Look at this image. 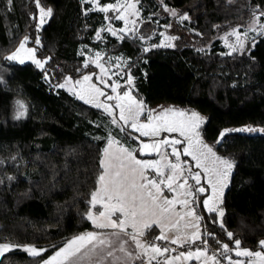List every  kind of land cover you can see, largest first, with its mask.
<instances>
[{
    "label": "trees",
    "instance_id": "trees-1",
    "mask_svg": "<svg viewBox=\"0 0 264 264\" xmlns=\"http://www.w3.org/2000/svg\"><path fill=\"white\" fill-rule=\"evenodd\" d=\"M139 1L147 7L141 11L149 12L145 17L164 8L161 0ZM163 3L176 11L172 15L176 39L161 44L152 35L151 44L144 47L143 37L156 26L149 18L139 21L134 35L119 39L103 29V19L111 10L101 12L89 0H42L53 14L38 30L32 18L37 12L35 0H12L11 4L0 0V238L47 249L40 257H31L17 245L0 257V264H37L66 237L92 227L87 210L107 133L137 149L129 125L121 132L122 123L111 125L101 108L56 85L66 75L77 78L86 72L94 78L96 65L84 62L77 46L97 43V32L106 50L128 57L131 94L147 105L173 102L196 109L203 115L200 136L234 162L221 197L224 215L219 220L216 212L203 208V193H197L194 201L205 238L208 233L215 235L209 244L220 247L222 256L221 244L234 245L227 235L231 232L241 246L260 248L264 131H230L220 143L217 140L233 124L264 125V34L254 33L250 44L235 51L226 50L218 34L235 25L241 28L254 11L259 16L264 0ZM185 14L188 19L182 20ZM167 17L164 13L159 19ZM260 19L264 22V16ZM25 36L29 38L26 45L42 58V67L30 60L21 64L5 59ZM18 110L25 113L19 119ZM189 184L195 186L193 180ZM144 231L146 236L157 232L153 224Z\"/></svg>",
    "mask_w": 264,
    "mask_h": 264
},
{
    "label": "snow or ice",
    "instance_id": "snow-or-ice-1",
    "mask_svg": "<svg viewBox=\"0 0 264 264\" xmlns=\"http://www.w3.org/2000/svg\"><path fill=\"white\" fill-rule=\"evenodd\" d=\"M87 0H82V3ZM231 2V0H229ZM8 4L12 3V0H7ZM95 5L96 0H92ZM139 0H126L121 3V0H117L115 4H106L100 7L98 10L101 12H109V10L116 11L119 14L112 19L123 20L125 27L119 30L107 28V31L112 36H117L119 39H124L127 35H134L136 28L129 29L127 25L132 23L136 24L135 20H130L129 16H139L137 5ZM161 3L165 11L171 12L172 15H176L174 9H169L166 4ZM36 8L39 11V22L37 29L47 23L46 18L51 17L53 14L52 8L45 9L42 6V0H35ZM86 14V13H85ZM260 16H264V12H261L259 16L255 14L253 24L249 28L245 29L243 35L247 38L250 31H259L264 34V24H259ZM36 19L35 16L32 17ZM108 19V17H106ZM182 20L188 19L185 14L181 17ZM257 24L259 27L257 28ZM228 35L236 36V44L228 45L233 51L237 47L243 49L244 41L240 38L239 28L234 29L232 33ZM100 38V33L97 32V39ZM28 37L20 42L19 47L10 55L5 57L8 61H18L23 64L25 58L33 59V62L37 67H42V63L39 60H35L33 56L34 50L26 48L25 45L28 41ZM169 39H176L170 37ZM255 42V38H253ZM39 44V39L36 41ZM147 51V49H145ZM97 67L101 68L103 74H107V70L99 63L100 54L96 53ZM119 59V58H117ZM87 66V63L86 65ZM67 79H71L70 77ZM100 83L105 84L103 76L97 77ZM92 77L83 76V82H88L85 86L82 81L77 80L75 83L81 85V92L77 93L80 99H85V102L91 103L96 101L95 106L97 108H103V110L112 117L111 123L118 125L119 122H123L120 126V131H125V126L130 127L139 132L144 137H156L161 131L167 132H179L181 136H184L187 140V146L184 148L183 154L191 156L196 161V167L203 170V174L207 180V184L212 189V195L204 199V208L210 212L217 211V205L221 203V197L223 195L224 188L227 187L223 183V178L230 175L234 162L218 156L211 147L200 139V128L203 118L198 113L192 111L189 115L185 111L174 110L171 108H165L159 112L156 110H148L147 123L140 122L141 113L145 111L146 105L143 101H137L130 92L125 91L123 95L117 94L116 96H106L105 92L91 83ZM127 83L133 84V78L129 75ZM64 85H60L63 87ZM107 86V85H106ZM119 85L116 84L112 87V92L116 93ZM86 96L89 99H86ZM105 97L106 101L115 99L116 104H108L106 102H100L99 98ZM20 109L23 105L17 101ZM115 109H119V120L115 115ZM24 111L18 110L16 118L19 119L24 115ZM230 131L240 132H254L264 131V129H254L251 127L241 129H225L220 133L217 143H220ZM138 139V138H137ZM180 143L175 139H161L153 143H141L138 149H130L128 147L120 146L113 148L114 144H119L114 137L110 134L108 137V147L104 149V156L101 159V167L103 172L98 178V187L92 193L91 205L95 207L97 204H102L103 211H100L98 215H94L90 210L87 214V219L92 222L95 229H112L110 235H105L103 232L88 231L86 233L77 235L69 239L63 247L59 248L54 255L43 260L42 264H81L85 259L95 257L94 264H101V261L107 257H112L114 253L115 244H119V250L125 253L127 256L132 257L134 254L128 251L125 245L128 241L134 243L136 249L142 250L141 253L135 254L136 259H140L141 255H148V264H152L153 260H156L158 256H162L165 252H168L167 247L161 248L156 243L148 241H142V237L146 235L144 229L150 227L152 224H159L161 227V234L156 237V240L168 241L169 237L165 234L164 229L168 226L176 227L179 221L172 223L173 218L179 216L180 220L185 217L180 216L175 211V205L180 204L182 206H189L195 201L196 193H204L206 189L201 185V173H193L191 169H188V175H185L184 168L180 163H172L168 161L166 164H162V161L167 160V154L161 155L160 161L146 162L138 160L133 154L135 151L141 153L144 152H157L160 153L163 146H170L172 148V155L176 157L177 161L180 160V153L177 151L175 145ZM154 168L157 172V178H149L145 175L146 169ZM164 168H170L172 174L167 176L165 180ZM11 179V178H10ZM159 179V183H157ZM180 179H183V183H177ZM189 180L195 181V186L189 184ZM183 189V195L185 199H162L163 188H168L170 191L175 192L176 189ZM119 213L122 218H114ZM186 216L192 217L197 223L192 225L196 229L191 233L190 238L186 236H176L171 239L172 244L183 245L185 243L194 244L197 240L202 242L203 248H196L195 251L189 250L186 253L181 252L178 256L172 257L165 261V264H172L173 260H180L183 258L187 260H201L203 258V264H208V261H212L213 264H220L215 254L209 256L207 251L209 248V239H215V235L208 233V238H205L199 233L198 222L201 217L196 215L195 208H190L185 213ZM219 215H224L223 210H219ZM222 226V225H221ZM131 227L133 231L129 233L127 229ZM229 241H234L235 255L237 257H247L246 261L235 260L232 261L230 257H227L229 264H264V240L259 242L261 251H251L247 248L241 247V240L235 239L234 234L227 233ZM127 237V240L124 239ZM219 244L220 241L217 240ZM14 242L0 243V257L5 253L11 251L16 247ZM224 252L227 253L231 249L229 244H221ZM23 250L31 257H40L47 249L38 248L36 246L25 245ZM83 250V251H82Z\"/></svg>",
    "mask_w": 264,
    "mask_h": 264
},
{
    "label": "rangeland",
    "instance_id": "rangeland-1",
    "mask_svg": "<svg viewBox=\"0 0 264 264\" xmlns=\"http://www.w3.org/2000/svg\"><path fill=\"white\" fill-rule=\"evenodd\" d=\"M116 2H117V0H102L101 2L99 0H96V4L94 5L92 3V0H89L90 6L96 7L98 9L100 7H103L106 4H115ZM124 2H126V0H121V3H124ZM132 2H135V0H132ZM142 7H145V9H147V7L144 6V4H142L141 1H139L138 5H137V9L139 11V16L137 17V16H131L130 15L129 19L136 21L135 26L137 24H139V21H141V20H143L145 18H149L156 25L152 29L151 33H149L148 35L143 37V46L147 47L149 44H151L150 41H149V38L152 35H156L157 36L158 43H161V44H169V43H171L172 39H169V38L173 37V35H174V32L172 31V27H173V21L172 20L173 19H172L171 12L165 11L164 8H161L159 10L158 14H156L155 16H153V17H151V16L145 17L144 14L148 15L149 12L143 13L141 11ZM45 9H47V8H45ZM169 9H172V8H169ZM164 13H168V15L170 17H167L164 20H160L159 19L160 16L163 15ZM118 14H119L118 12L111 10V14L110 15H105V18L103 19V22H104L103 23V29L105 31H107V28H109V27H111L112 29H115V30H117V29L119 30V29L125 27V23H124L123 20L112 19V17H115ZM255 14L258 16V13H255ZM106 17H108V19H106ZM253 19H254V14L251 15L249 21L244 26H242L241 28L238 27L237 25H235V26H232L230 28H227L225 31H222V32H220L218 34L220 43L223 45V47L226 50L232 49L228 45H235L236 44V36L235 35H228V34L232 33L233 30L237 29V28H239L240 38L244 41V45L246 44L245 46H247V44L251 43L252 40L249 37L252 36L254 33L259 32V31H250L248 33L247 38L244 37L243 32H244L245 29H247L250 26H252ZM38 22H39V11L37 9V12H36V23L38 24ZM259 24H264V22L261 19H259ZM259 24H257V28L259 27ZM135 26L132 23H129L127 25V27L129 29H132ZM107 32L110 33L109 31H107ZM21 41H22V39H20L16 43V45L14 46V48L12 50H10L9 52H7L5 54V57L10 55L12 52H14L19 47ZM25 47L33 49L31 46H28V45H25ZM237 48L240 49L239 47H237ZM77 51L82 53L84 62H86V61L92 62V63H94L96 65V67H97L96 53L100 54L99 63H101L103 65V67L107 70V74L106 75L103 74L101 72V68L97 67L96 70L93 72L94 78H92L91 83L95 84L97 87L101 88L105 92L106 96H116L117 94L122 96L125 91H128V89H127V86H128L127 80H128L129 75L132 77V74L130 73L129 67L126 65V63L128 61V57L125 54H123L120 51L106 50V47L104 46V43H103V39H101V38H99L97 43H95V44H79L77 46ZM33 56H34L35 60H39V61L42 62V58H39L38 56H36L34 52H33ZM117 58H119V59H117ZM25 60H30V61L33 62V59H31V58H25ZM85 75L91 76V73H86L85 72V73H82L77 78H71L70 77L71 78L70 80L67 79V78H69V76L66 75L61 81L57 82L56 85H58V86L64 85L63 88H65L67 91H69V92H71L74 95L79 97V95H77V93L81 92V85H78L75 82L77 80H80L86 86L88 82H83V76H85ZM100 76H103V79L106 82L105 84L100 83V81L97 79V77H100ZM116 84L122 85V87L119 90L117 89L116 93H113L112 92V87L115 86ZM130 95L133 96L137 101H143L138 96H135V95H133L131 93H130ZM86 99H89V97L86 96ZM82 100L85 101V99H82ZM99 100H100V102H106V103L112 104V105L116 104V100L115 99L110 100V101H106L105 97H100ZM95 103H96V101L91 102V104H93V105H95ZM143 103L146 105V108H145V111L143 113H141V116H140V122H142V123H147V120H148L147 112H148V110H153L154 109L157 112H159V111H161V110H163L165 108H171V109H174V110L185 111L189 115L191 114L192 111H195L196 113L199 114L200 117L203 118V115L199 111H197L196 109L190 108V107L188 108L185 105H181V104H177V103H173V102H162V103H155V104H152V105H147L144 101H143ZM101 109L103 110V108H101ZM115 115H116L117 120H119V109H115ZM111 120H112V117L109 116V122H110L111 125H113L111 123ZM121 123L123 124V122L121 121V122H119L118 125H115V126L119 127ZM248 127H251V128H254V129H264V125H258V124H252V123L233 124V125H230L229 128H231V129H241V128H248ZM134 132H135L136 139L138 138L137 142L135 143L137 149L139 148L141 143H153V142H156V141H160L161 139H168V140L175 139L177 141H180V143H177L175 145L177 151L180 153V160L179 161H177L176 157L171 154L172 153V148L170 146H163L161 148L160 153H157V152H154V151L153 152H144V153H141L139 151H137V152L141 154L140 156H144L143 157V159H144L143 161H146V162L160 161L161 160V155L166 153L167 154V160L162 161V164H166L168 161H171L174 164L175 163H180L182 165V167L184 168V170H185V172H184L185 175H188V169H191L193 173L200 172L201 173V185L206 189V191L203 193V195L201 197V203H202V206L204 208L203 201L208 196L212 195V189L207 184V180H206V178H205V176L203 174V170L201 168H197L196 167V161L193 160L191 156H186V155L183 154L184 148L187 146V140L185 139V137L181 136V134L179 132L161 131L159 133V135L156 136V137H144V136H141L139 132H136L135 130H134ZM109 135H110V133L106 134V137H105L106 139L105 140H108ZM112 136L114 137V139L116 141H119V143H122L121 140H119L116 136H114V135H112ZM200 139L203 140V142L205 144H207L209 147H211L213 149V147L208 142H206L201 136H200ZM133 147H134V144L129 146L130 149H133ZM213 151L218 156L226 158V157L221 156L220 154H218L214 149H213ZM142 154H144V155H142ZM227 159H229V158H227ZM229 160H231V159H229ZM100 165H101V161H100ZM166 169H170V168H164V170H166ZM170 171L172 172L171 169H170ZM145 174L149 178H157V172H156V170L154 168L147 169L145 171ZM100 175H101V173H100ZM100 175H98V178H99ZM167 176H168V173L163 178L166 180ZM228 177L229 176H227L226 178H223V183L224 184L227 183ZM178 182L183 183V179H180ZM157 183H159V179H157ZM97 187H98V183L96 182V186L94 187L92 193L97 189ZM92 193H91L90 198H89V204L90 205H89V208L87 210V214L91 210L94 215H98V214H96V212L94 211L93 206L90 203V201L92 199ZM164 194H165V192L163 190L162 191V195H164ZM190 208L191 207L189 206V210H190ZM220 209L223 210V207L221 206V204H218L217 205V211H216V216H217L218 220L220 219V215H219V210ZM93 231L100 232L98 230H93ZM101 232L105 233V230H101ZM83 233H84V231H79V232H76V233H73V234L69 235L68 237H66L64 239V241L62 242V244H61V246L59 248L63 247L64 244L69 239H71L72 237L80 235V234H83ZM261 240H264V238L260 239V241ZM9 242H13V241H10L8 239L0 238V243H9ZM169 244L172 247H174V246L177 247L176 244H172L171 242H169ZM15 245H20L22 248H24L25 245L32 246V245L27 244V243H24V244L15 243ZM241 247L242 248H247V249H249L251 251H261L262 250L261 248L251 249V248L246 247V246H241ZM59 248L55 249L50 254H48L47 256L43 257L40 261L37 262V264H42L43 260H45L48 257L54 255V253L56 251H58ZM230 249L231 250L228 251L227 253L224 252L221 258H219L216 255L217 260L220 261V264H226L227 262L226 261H225L226 263L223 262V259L228 260L227 257H230L232 261H235V260L246 261L248 259L247 257H237L236 255H234L235 252H236L235 245L231 246ZM211 255H213V254H211ZM95 260H96L95 257L94 258H90V259H85L84 261L81 262V264H94ZM105 262H106V259L102 260L101 264H105Z\"/></svg>",
    "mask_w": 264,
    "mask_h": 264
},
{
    "label": "crops",
    "instance_id": "crops-1",
    "mask_svg": "<svg viewBox=\"0 0 264 264\" xmlns=\"http://www.w3.org/2000/svg\"><path fill=\"white\" fill-rule=\"evenodd\" d=\"M121 145L124 146V147H128L129 148V145L125 144L124 142L119 143V144H114L113 148H118ZM108 146H109L108 145V140H105V142L103 143V145L101 147V153H100L99 162L101 161V158L104 156V149L107 148ZM133 154L136 156V158L138 160H142V161L144 160L143 159L144 156L136 155L135 153H133ZM142 155H144V154H142ZM164 171H165V175H167V173H168V175L172 174L170 169H166ZM102 172H103V169L101 167L98 175H100V173H102ZM97 181H98V176H97ZM181 182H177V183L179 184ZM95 186H96V184H95ZM163 190H164L165 194L162 195V199H165V198L169 199V200L174 199V198L175 199H180V200L185 199V196L182 194L183 191H184L183 189H180V188L177 187L175 192L170 191L168 188H163ZM93 208H94V211L96 212V214H99V212L101 210L102 211L104 210L102 204H97ZM188 210H189V206L185 207V206H182L180 204H176L175 205V211L177 213H179L180 216H184L185 218L183 220H180L179 216L174 217L172 223H176L177 221H179L177 226L176 227L168 226V227H166L164 229L165 234L169 237L168 241L156 240V237H158L161 234V227H160L159 224H153L156 227V230H157V232L155 234H153L151 236H146L145 235L144 237L141 238L142 241H144V242L151 241V242L156 243L161 248L167 247L169 249L168 252H165L162 256H158L156 260H153L152 264H165L166 260H169L172 257L178 256L181 252L186 253L189 250H192V251L196 250L195 248L192 249V247L190 248V247H188V246H186L184 244L183 245L176 244L177 245L176 248L172 247L169 244V242H171V239L176 237V236H178V235L179 236H186V237L190 238L191 233L193 231H196V229L194 227H192V225H195L197 222L192 217H188V216L185 215V213ZM195 212H196V215L199 216L198 211H195ZM114 218L118 219V218H122V216L119 213H117L114 216ZM91 224H92V222H91ZM200 225L201 224H200V221H199L198 222V227H200ZM93 230H98L100 232H101V230H105V233H104L105 235H110V233L113 231L112 229H95L93 225H92L91 228H87V229H84L82 231H84V233H86L88 231H93ZM127 231L129 233H131L133 231V229L131 227H129L127 229ZM124 239L127 240V237H124ZM125 247H126V249L128 251L133 252L134 255L132 257H129L125 253L121 252L119 250V244H115V246H114L115 250H114L113 256L112 257H107L105 264H148V261H149V256L148 255H141L140 259H136L135 258V254L141 253L142 250L136 249L134 243H132L131 241H128V243L125 245ZM223 253H224V251H222V255H223ZM211 254H213V253H211L210 251H207V255L210 256ZM92 258H94V257H92ZM225 261L227 262V264H229V260H225L224 259L223 262H225ZM172 264H203V258H201V260L192 259V260H187V261H185L183 258H181L180 260H173ZM208 264H213V262L212 261H208Z\"/></svg>",
    "mask_w": 264,
    "mask_h": 264
},
{
    "label": "built area",
    "instance_id": "built-area-1",
    "mask_svg": "<svg viewBox=\"0 0 264 264\" xmlns=\"http://www.w3.org/2000/svg\"><path fill=\"white\" fill-rule=\"evenodd\" d=\"M197 196V193L195 194V197ZM196 199V198H195ZM190 207L194 208V202L190 205ZM199 233L202 234L204 236L205 234V228L203 225H200L199 227ZM205 237V236H204ZM184 245L188 246V247H192L193 248H203L202 242L197 240L194 244L192 243H185ZM174 248H176V246H174ZM208 251H210L211 253L217 255L219 258H221V249L220 247H213L209 244V248ZM224 260V259H223ZM226 263V262H225ZM227 264V263H226Z\"/></svg>",
    "mask_w": 264,
    "mask_h": 264
}]
</instances>
